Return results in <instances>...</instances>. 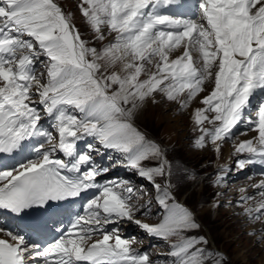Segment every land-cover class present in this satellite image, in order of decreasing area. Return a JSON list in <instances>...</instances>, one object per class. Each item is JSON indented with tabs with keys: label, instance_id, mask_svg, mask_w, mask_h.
<instances>
[{
	"label": "snow or ice",
	"instance_id": "obj_1",
	"mask_svg": "<svg viewBox=\"0 0 264 264\" xmlns=\"http://www.w3.org/2000/svg\"><path fill=\"white\" fill-rule=\"evenodd\" d=\"M177 2L81 0V13L98 40L105 39V28L116 34L114 42L98 51L81 39L70 14L55 0H0V153L29 147L25 141L42 138L34 148L36 159L0 171V209L19 214L100 187L95 183L97 168L90 166L81 173L82 165H91L92 156L79 152L77 142L91 136L105 148L128 154L130 166L160 193L158 202L166 212L159 224L135 219L130 203L134 189L125 187V195L116 190L120 185H104L87 204V214L78 216L65 234L43 248L0 226L10 238H0V264H39L40 257L43 264H153L147 252L133 249L135 237L122 238L117 228H105L113 217L133 221L155 238L175 237L169 253L175 258L173 264H207L209 259L222 264L221 254L198 247L207 244L205 238L185 235L200 228L193 212L170 204L171 186L162 189L155 182L156 176L165 175L166 166L171 175L168 161L154 168L140 167L150 157H164V150L147 141L131 118L145 101L155 102L156 93L186 108L204 91L205 83L214 80L213 90L201 101L205 107L194 113L202 133L195 143L204 148L205 138L210 137L219 152L218 142L234 135L232 130L245 119L254 94L264 93V0H199L200 19L160 11ZM180 48L182 54L170 59ZM41 56L46 58L41 61L45 82V73L36 72ZM153 64L155 71L148 67ZM145 73L147 78L141 79ZM185 93L187 98L181 101ZM39 106L52 118L58 140L41 125ZM209 112L215 115L210 118ZM206 121L216 126L208 130L203 127ZM249 123L258 135L236 146V152L249 154L238 161L239 169L264 165V101ZM57 151L70 157V163L53 158ZM222 180L219 177L217 183ZM253 187L260 189V200L246 207L244 214L259 221L264 218V180ZM241 201L248 204L255 197L242 196ZM97 233L101 238L93 241Z\"/></svg>",
	"mask_w": 264,
	"mask_h": 264
},
{
	"label": "rangeland",
	"instance_id": "obj_2",
	"mask_svg": "<svg viewBox=\"0 0 264 264\" xmlns=\"http://www.w3.org/2000/svg\"><path fill=\"white\" fill-rule=\"evenodd\" d=\"M55 2L61 6L65 14H70L73 25L80 32L81 39L85 40L89 47H94L98 51H101L110 42H114L116 34H108L106 28L103 29L105 39H97V34L92 30L81 13L79 7L81 0H55ZM197 11L201 15L199 8ZM200 15H197L196 19H200ZM196 55L198 56L197 53ZM44 60L46 58L41 56L40 60L36 61V65L38 64L41 67L38 75L42 72L45 73L42 82H45L47 79L46 68L41 63ZM148 67L152 71H155L154 64ZM119 68L120 65L118 64L115 70H119ZM112 70L109 69V72ZM145 76L147 77V73ZM212 85L214 86V80L206 82L204 91L193 99L194 101L192 100L188 107L194 104L195 100L196 104L205 107L201 101L203 100L202 98L209 95L213 90ZM156 95H158L159 99L152 104V107L157 109V116L161 119V124L157 123L159 120H148L134 124L135 121L132 118L131 123L145 135L147 141L159 145L164 150V157H150L142 161L140 167L154 168L161 165L164 159L168 161V165L171 166V175H168L166 166L165 175L156 176L154 178L155 182L159 183L162 189L168 185L171 186L169 191L174 200H170V204H184L182 206L193 212L200 228L185 233V235L203 237L207 240V244H201L198 247L204 248L211 253L221 254L224 257L222 264H264V237L261 236V232H264V218L259 221L250 219L244 214V209L249 206L254 207L255 205L250 202L244 204L241 201L242 196H254L255 200H260L258 195L260 189H254L253 185L259 184L264 180V168H260L255 163L247 164L243 169H239L238 161L248 159L249 154L236 152L237 145L235 144L236 139L250 134L254 126L249 124V121L244 122L243 119L237 126L236 133L233 131L234 135L232 139L229 138L223 142H218L220 144V151L222 152L221 159L218 161L215 145L211 143L210 137L205 138L204 148L196 146L195 142L202 133L200 126L196 124L195 119L187 112L188 107L182 108L180 102L169 101L161 93H156ZM186 98L187 93L180 97V100L182 101ZM33 99L38 102L39 98L34 96ZM125 107L130 106L126 105ZM39 110L46 115L43 111V106H39ZM74 112L77 111L74 110ZM72 114L82 116L81 113ZM207 115L211 118L215 114L209 112ZM203 126L208 130H212L216 125L206 121ZM166 128L171 129V134H167L168 136L165 132ZM87 145L88 143L85 142L82 149L83 153L100 157L99 177L108 178V180L114 178L123 179L126 186L132 188L135 187L133 184H137L140 187L139 191L141 195L138 200L140 201L143 198L141 201L145 202L140 205L148 208L152 205L154 210H158L156 215L154 210L151 212L153 217L142 218L140 220L149 224H159L162 222L166 212L158 202L160 193H158L151 181L146 180L145 177L138 174V169L130 166L131 170H128L130 173L124 170L125 165L130 164L128 154L114 148H105L98 140L91 149ZM95 148L99 149L98 153H96ZM225 154H228L227 157H229L226 166L221 164V162H224ZM219 177H223V180L217 183ZM144 178L145 180L142 181L141 179ZM140 180L142 186L139 184ZM254 181L259 182L256 183ZM120 182L118 181V183ZM127 184L132 185L129 186ZM242 189L245 191H241ZM132 199L134 200L135 198L132 197ZM149 199L151 205L149 202H146ZM139 217L136 216L138 219ZM126 224L131 225L132 223L122 221L124 230L126 229L124 227ZM134 229L135 231L131 237H139L144 240L142 244L144 246L147 245L144 247L143 253L147 252L151 261L158 262V260L161 261V259L169 257L164 264H173L175 258L171 257L169 253L171 245L176 242L175 237L167 241L160 238L149 241L146 239L148 237L147 233L142 228L134 225ZM140 243H137L138 246L142 245ZM207 264H213V261L209 259Z\"/></svg>",
	"mask_w": 264,
	"mask_h": 264
},
{
	"label": "bare ground",
	"instance_id": "obj_3",
	"mask_svg": "<svg viewBox=\"0 0 264 264\" xmlns=\"http://www.w3.org/2000/svg\"><path fill=\"white\" fill-rule=\"evenodd\" d=\"M197 2L198 0H184V2L185 3H187V4H192L193 2ZM177 4L178 5H180V6H182L185 10H186V8L188 7L187 5H184L183 6V1L182 0H178V2H177ZM166 7L168 8V7H170V8H172V11H179L180 12V8L176 5V4H173V5H167V6H164V7H162L161 9H160V11H165V9H166ZM165 8V9H164ZM188 14H192V12H190V13H182V15H184V16H187ZM107 31V30H106ZM182 52H183V48H180V49H178V50H176V51H174L173 53H171L170 54V59H175L177 56H179V55H181L182 54ZM197 55H196V53H194L193 54V59L194 60H197ZM198 66H199V64H198ZM146 74V73H145ZM145 74L144 75H142L141 76V79H145V78H147L146 76H145ZM144 76H145V78H144ZM213 86V85H212ZM214 87V86H213ZM208 91V90H207ZM256 96H261V93L260 92H257L256 94H254V96L251 98V99H253L254 97H256ZM198 97V96H197ZM159 99V97H158V95H156L155 94V101H157ZM203 99V98H202ZM199 100V99H198ZM201 100V99H200ZM194 101V100H193ZM159 102V101H158ZM154 102H152V99L150 98L149 100H147V101H145V103L143 104V106L141 107V108H139L137 111H136V113L134 114V116L132 117V119H134L133 121H135L134 122V124L135 123H139V122H144V121H148V120H152V121H154V120H156V121H158L157 123L160 125L161 124V119L157 116V109H154L153 107H152V104H153ZM130 106V105H129ZM251 106V105H250ZM197 108H204V106H200V104L198 105V104H196V100H195V102H194V104H191V106H189L188 108H187V112L188 113H190L191 114V117L193 118V119H195L194 118V113H195V111H196V109ZM72 110V109H71ZM249 123V122H248ZM240 124V123H239ZM239 124H237V126L239 125ZM250 124V123H249ZM134 127H135V125H133ZM237 126L232 130V131H237ZM204 127V126H203ZM136 128V127H135ZM137 129V128H136ZM235 131V132H236ZM165 132H166V135L167 134H171V129L170 128H166L165 129ZM164 132V133H165ZM257 132H255V131H252L250 134H248V135H245V136H242L240 139H236V145H238L240 142H242V141H244V140H249V139H254V138H256L257 137ZM168 136V135H167ZM41 140V138H34L32 141H31V143L29 144V141H25V145H28L29 147H22V150H24L25 148H27V150H26V152H33L34 153V155H38L35 151H33L34 150V148L36 147V146H38V142ZM171 140V139H170ZM84 142V139H82V140H80V141H78L77 142V149H78V151H79V149L81 148L80 146H81V143H83ZM226 147H228V146H226ZM215 150H216V145H215ZM228 150V149H227ZM229 151V150H228ZM227 151V152H228ZM25 152V150H24V152H23V156L25 155V156H27V153ZM216 154H217V156H218V161H220V157L222 156V152L221 151H219V152H217L216 151ZM226 156H224V162H221V164H224L225 166L228 164V161H229V157H227V155L228 154H225ZM53 158H56V159H58V158H61V159H63V160H65L66 161V163H70V161H71V158L70 157H67L64 153H62V152H57V154H56V156H54ZM228 160V161H227ZM95 164H94V166L96 167L97 166V164L100 162V160L98 159V158H95ZM218 163H220V162H218ZM256 164H258L259 166H260V168L262 167V168H264V165H261V164H259V163H256ZM21 165V164H20ZM19 165V166H20ZM128 165H130V164H128ZM16 165H9V164H6L5 165V168H2V170L1 171H5V170H11V169H13V168H17V167H15ZM19 166H18V168H19ZM91 165H82L81 166V171L83 172V171H85V170H87L89 167H90ZM97 179H98V176H96V178H95V183L97 184V185H99L100 187H98L99 189L101 188V183L99 182V181H97ZM147 180V179H146ZM260 181V180H259ZM259 181H254V182H256V183H258ZM140 182V181H139ZM244 183V182H243ZM120 185V187L119 188H117L116 190L117 191H121V192H124V186L122 185V184H119ZM122 186V187H121ZM254 189H256V187H254ZM90 193H92V192H90ZM124 194L125 195H127V193L126 192H124ZM256 201H258V200H255V201H250V203L251 204H253V205H255V203H256ZM181 203V202H180ZM81 204V202H79V205ZM250 204V205H251ZM182 205H184V204H182ZM76 208H78V206L76 205L75 206ZM125 225V224H124ZM126 226H129V224H127ZM126 226H124V227H126ZM130 227H132V226H130ZM0 236H2V237H4V238H6V239H10L9 237H7L5 234H2V235H0Z\"/></svg>",
	"mask_w": 264,
	"mask_h": 264
}]
</instances>
